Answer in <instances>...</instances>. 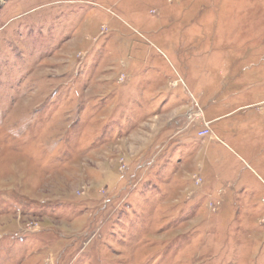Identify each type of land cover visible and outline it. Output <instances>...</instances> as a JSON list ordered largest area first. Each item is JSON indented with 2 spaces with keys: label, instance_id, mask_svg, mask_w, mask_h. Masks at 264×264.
Returning a JSON list of instances; mask_svg holds the SVG:
<instances>
[{
  "label": "rangeland",
  "instance_id": "rangeland-1",
  "mask_svg": "<svg viewBox=\"0 0 264 264\" xmlns=\"http://www.w3.org/2000/svg\"><path fill=\"white\" fill-rule=\"evenodd\" d=\"M0 264H264V0H0Z\"/></svg>",
  "mask_w": 264,
  "mask_h": 264
},
{
  "label": "built area",
  "instance_id": "built-area-1",
  "mask_svg": "<svg viewBox=\"0 0 264 264\" xmlns=\"http://www.w3.org/2000/svg\"><path fill=\"white\" fill-rule=\"evenodd\" d=\"M206 126H207V130H208V125L207 124H205Z\"/></svg>",
  "mask_w": 264,
  "mask_h": 264
},
{
  "label": "bare ground",
  "instance_id": "bare-ground-1",
  "mask_svg": "<svg viewBox=\"0 0 264 264\" xmlns=\"http://www.w3.org/2000/svg\"><path fill=\"white\" fill-rule=\"evenodd\" d=\"M157 13V12H156Z\"/></svg>",
  "mask_w": 264,
  "mask_h": 264
}]
</instances>
